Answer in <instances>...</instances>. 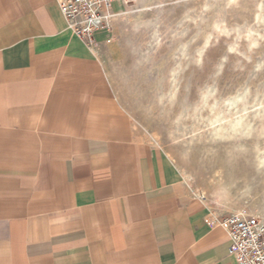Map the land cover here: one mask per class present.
Returning <instances> with one entry per match:
<instances>
[{"label":"crops","instance_id":"1","mask_svg":"<svg viewBox=\"0 0 264 264\" xmlns=\"http://www.w3.org/2000/svg\"><path fill=\"white\" fill-rule=\"evenodd\" d=\"M212 220L55 0H0V264H235Z\"/></svg>","mask_w":264,"mask_h":264},{"label":"rangeland","instance_id":"2","mask_svg":"<svg viewBox=\"0 0 264 264\" xmlns=\"http://www.w3.org/2000/svg\"><path fill=\"white\" fill-rule=\"evenodd\" d=\"M129 1H114L117 17L86 45L137 141L212 217H264V0ZM229 116L242 117L237 132L213 138L212 124L228 128ZM232 179L233 199L219 206L213 190Z\"/></svg>","mask_w":264,"mask_h":264},{"label":"built area","instance_id":"3","mask_svg":"<svg viewBox=\"0 0 264 264\" xmlns=\"http://www.w3.org/2000/svg\"><path fill=\"white\" fill-rule=\"evenodd\" d=\"M67 31L85 44L109 26L114 0H55ZM213 225L223 228L230 241L227 257L235 264H264V220L252 215L229 214L213 217Z\"/></svg>","mask_w":264,"mask_h":264},{"label":"bare ground","instance_id":"4","mask_svg":"<svg viewBox=\"0 0 264 264\" xmlns=\"http://www.w3.org/2000/svg\"><path fill=\"white\" fill-rule=\"evenodd\" d=\"M115 1V0H114ZM132 2H136V0H132ZM124 3L126 4H129L130 1L129 0H124ZM143 13V12H142ZM141 14V13H140ZM117 15H112L109 14L108 15V23L110 24L111 23V20H114V18H116ZM137 17V16H136ZM130 21V20H129ZM131 23V22H130ZM141 24H146V22H139V23H135V28H137L139 25ZM152 40H154V42H157L158 38L156 36L155 33H152ZM154 38V39H153ZM145 52V51H143ZM235 99V98H234ZM234 101V100H233ZM214 105V104H213ZM217 107V106H216ZM219 107V106H218ZM212 109V107H211ZM241 109V108H240ZM214 110V109H213ZM243 110V109H242ZM242 113V112H241ZM256 113V112H255ZM262 113V112H261ZM210 114V113H209ZM253 114V113H252ZM212 115V114H211ZM246 115V114H245ZM262 115V114H260ZM243 116V115H242ZM249 116V115H248ZM258 117V116H257ZM241 116H235V117H232V116H229L227 117V121H228V128H222V126L220 124L218 125H214L212 124V132H213V138L214 137H217V138H221V137H225V133L224 131L227 130V131H230L229 133V137L231 135H233L234 133H236V127L240 124V120H241ZM248 120V119H247ZM250 122V121H249ZM211 123V122H210ZM250 124H248L249 126ZM262 127V126H261ZM246 128V127H245ZM221 131V132H220ZM224 133V134H223ZM260 138V137H259ZM252 141V140H251ZM228 146V145H227ZM260 149V148H259ZM262 150V149H260ZM264 150V149H263ZM258 152V151H257ZM263 152V151H262ZM227 157V155H226ZM228 158V157H227ZM232 159V158H231ZM243 160V159H242ZM229 163V162H228ZM222 164V163H221ZM231 164V163H230ZM257 166L258 168H260L261 166H263L264 168V152L262 154L261 157L258 158V162H257ZM232 169V168H231ZM261 169V168H260ZM234 170V169H233ZM250 170V169H249ZM229 172V171H228ZM245 172V171H244ZM261 172V171H260ZM235 173V172H234ZM251 172H249L250 174ZM215 174H218V178L220 180H224V176L222 174L219 173V171H216ZM256 174V173H255ZM263 174V173H261ZM236 176V175H235ZM247 177V176H246ZM252 177V176H251ZM236 179V178H235ZM250 179V177H249ZM234 186V181L233 179L228 181V183L226 185H220L218 187H216L214 190H213V196L215 197L216 199V203L219 205V206H229L230 203H231V200L233 199V194L231 192V188ZM244 186V185H243ZM237 188V187H236ZM239 189V188H238ZM243 193V192H242ZM200 196H202V198L204 197V193H201ZM204 199V198H203ZM235 214L237 215H244V213L240 210H236L235 211ZM258 219H261V220H264V217H261V216H254Z\"/></svg>","mask_w":264,"mask_h":264}]
</instances>
